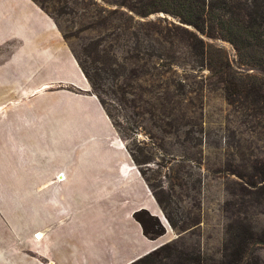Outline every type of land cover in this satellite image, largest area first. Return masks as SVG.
Here are the masks:
<instances>
[{"label": "rangeland", "instance_id": "374dc122", "mask_svg": "<svg viewBox=\"0 0 264 264\" xmlns=\"http://www.w3.org/2000/svg\"><path fill=\"white\" fill-rule=\"evenodd\" d=\"M30 1L88 73V94L113 126V142L138 166L172 230L163 248L134 264H264V92L256 101H229L208 61L218 58V48L233 70L243 68L235 51L216 39L211 13L201 22L204 34L184 21L188 5L203 15L217 12L220 0ZM227 1L245 22L251 17L264 23V0ZM2 17L0 198L43 200L49 158L60 151H93L94 142L63 143L59 136L93 139L95 109L87 93L54 82L61 60L54 46L46 44L31 62L28 78L26 69L13 72L12 57L23 49L21 33L6 31ZM13 104L25 109L13 114ZM85 189L72 182L62 195L77 201ZM129 201L128 210L136 198ZM119 223L90 226L89 232L114 243Z\"/></svg>", "mask_w": 264, "mask_h": 264}, {"label": "crops", "instance_id": "0c3cea01", "mask_svg": "<svg viewBox=\"0 0 264 264\" xmlns=\"http://www.w3.org/2000/svg\"><path fill=\"white\" fill-rule=\"evenodd\" d=\"M0 16H3L6 31L12 30L13 35L21 33L23 49L12 57L13 72L20 74V68L26 69L28 78L31 62L42 56L41 50L48 44L52 48L54 46L61 59L56 66L54 82L90 93V86L80 68L59 43L56 26L30 0H0ZM12 33L7 32L6 36ZM86 96L95 109L94 138L59 136V139L63 143L68 140L73 143L94 142L93 151H60L59 157L49 158L47 162L51 171L44 183H47L44 187L47 193L43 200L0 198V264H132L171 240L168 236L172 230L162 221L154 194L138 166L121 144L113 142L115 131L95 96ZM21 109L25 108L19 105L11 107L13 114ZM2 110L4 87L3 77H0V112ZM48 110L52 111V107ZM61 126L67 127V122H61ZM93 155L97 157L94 162ZM51 160H55V163L61 161L60 164L64 166L54 168ZM91 162L92 169H85L84 166ZM72 182H80L82 187L87 188V194L77 201L62 195L64 185ZM3 188L1 180L0 191ZM135 198V205L128 210L125 203ZM103 202L107 205L103 206ZM139 210H145L157 218L165 230L161 237L150 240L142 235L141 226L132 217ZM121 211L123 216L116 217ZM118 220L121 226L118 241L114 243H108L89 232L90 226ZM35 234H40V239H36Z\"/></svg>", "mask_w": 264, "mask_h": 264}, {"label": "trees", "instance_id": "16d2710c", "mask_svg": "<svg viewBox=\"0 0 264 264\" xmlns=\"http://www.w3.org/2000/svg\"><path fill=\"white\" fill-rule=\"evenodd\" d=\"M163 2V0H160ZM187 1V0H183ZM188 2V1H187ZM229 1L220 0L221 8L217 12H206L202 15L203 11H193L192 7L188 5L185 9V23L193 25L196 30L204 34L201 25L203 17L210 14L213 18L214 26L213 33L216 32V39L230 43L231 48L235 51L238 66L243 68L231 67L228 60L223 58L221 49L214 48V54L218 58H210L208 64L213 65L214 69L218 72V79L223 85V90L226 93V98L232 101L234 97H250L251 100L256 101L261 97L262 91L264 92V23L261 24L255 18H249L246 22L238 15L234 14L229 5ZM222 56V57H221ZM83 76L88 84L92 87L93 84L86 70L78 65ZM135 221L139 223L142 229V235L150 240L157 239L165 232L164 228L157 221V218L150 216L145 210L136 211L132 214ZM165 245L154 249L140 260L148 257L163 248ZM140 260H137L138 262ZM135 261L134 263H136ZM132 263V264H134Z\"/></svg>", "mask_w": 264, "mask_h": 264}, {"label": "bare ground", "instance_id": "6f19581e", "mask_svg": "<svg viewBox=\"0 0 264 264\" xmlns=\"http://www.w3.org/2000/svg\"><path fill=\"white\" fill-rule=\"evenodd\" d=\"M58 178H59L60 180L62 179V177H61L60 175L58 176ZM35 235H36V236H35L36 239H40V234H35Z\"/></svg>", "mask_w": 264, "mask_h": 264}]
</instances>
